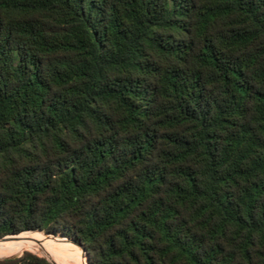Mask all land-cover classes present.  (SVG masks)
<instances>
[{"label": "trees", "instance_id": "obj_1", "mask_svg": "<svg viewBox=\"0 0 264 264\" xmlns=\"http://www.w3.org/2000/svg\"><path fill=\"white\" fill-rule=\"evenodd\" d=\"M35 231L264 264V0H0V239Z\"/></svg>", "mask_w": 264, "mask_h": 264}, {"label": "bare ground", "instance_id": "obj_2", "mask_svg": "<svg viewBox=\"0 0 264 264\" xmlns=\"http://www.w3.org/2000/svg\"><path fill=\"white\" fill-rule=\"evenodd\" d=\"M37 248L54 251L60 257L73 261L74 263L76 262V264H87L84 254L79 250L80 248L78 249L72 242L66 241L65 239H53L48 236H45L40 241L33 236H27L0 243V258L25 250H36Z\"/></svg>", "mask_w": 264, "mask_h": 264}, {"label": "rangeland", "instance_id": "obj_3", "mask_svg": "<svg viewBox=\"0 0 264 264\" xmlns=\"http://www.w3.org/2000/svg\"><path fill=\"white\" fill-rule=\"evenodd\" d=\"M21 234H23V233H21ZM24 234H27V233H24ZM27 236H33L34 238H37L39 241L43 240V238L45 236H48L50 238L52 237L53 239L58 238V239H63V240L65 239L66 241H70V239H68L67 237H65L62 234L53 235V234H47V233L42 232V231L41 232L35 231V232H32L31 234L24 235V236H19V237H14V238L8 237L4 240H1L0 243H3V242L8 241V240H16V239L24 238ZM74 246H76V245L74 244ZM77 248L79 249V247H77ZM79 250L82 252L81 249H79ZM25 252L35 254L39 257H43V258L47 259L48 261H51L55 264H76V262L74 263L73 261H69L68 259H64V258L60 257V255L54 251L45 250L43 248H37L36 250H34V249L33 250L32 249L31 250H25V251H21L20 253H13V254H10L6 257H1L0 259L20 256V255L24 254ZM83 254H84L85 260L88 264V262H89L88 256L85 253H83Z\"/></svg>", "mask_w": 264, "mask_h": 264}, {"label": "water", "instance_id": "obj_4", "mask_svg": "<svg viewBox=\"0 0 264 264\" xmlns=\"http://www.w3.org/2000/svg\"><path fill=\"white\" fill-rule=\"evenodd\" d=\"M23 233H32V232H23ZM19 234H21V233H19ZM19 234H14V235L5 236V237L1 238L0 241L6 239V238H8V237L17 236V235H19ZM70 241H71L73 244H75L77 247H79V248L82 250L83 253L86 254V252H85V250H84V248H83L82 246H80V245L74 243L72 240H70ZM20 256H21V255H20ZM16 257H19V256H16ZM9 258H12V257H9ZM3 259H7V258H3ZM88 259H89V257H88ZM0 260H2V259H0ZM49 262H51V261H49ZM51 263H52V264H55V263H53V262H51ZM88 264H89V262H88Z\"/></svg>", "mask_w": 264, "mask_h": 264}]
</instances>
